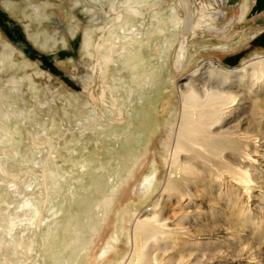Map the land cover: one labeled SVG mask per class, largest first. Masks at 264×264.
Instances as JSON below:
<instances>
[{"label": "bare ground", "instance_id": "1", "mask_svg": "<svg viewBox=\"0 0 264 264\" xmlns=\"http://www.w3.org/2000/svg\"><path fill=\"white\" fill-rule=\"evenodd\" d=\"M194 4H197L196 8H193ZM232 4L235 5L236 1L84 0V10L91 14V23L79 38L75 37L72 41V53L71 50L68 51L74 59L78 58L81 51L92 63L90 72L86 73L84 79L85 85H89L87 93L93 114L91 119L77 123L79 136L90 138L94 145L99 139L108 140L112 143V155H119V143H122L125 167H129L131 162L129 149L133 147V142L141 145L148 142L149 138L150 142L154 141V158L147 167L148 175L134 184L131 183L133 178L129 174L123 176L113 171L115 177L123 178L122 182L128 184L125 190L122 189L123 185H117L114 176H111L108 178L107 187L95 189L97 194L93 196L94 200L86 199L83 208L80 206L79 209H59L61 216H55L52 221L58 223L53 232L51 222H45V241L51 243V240L54 241L51 237L55 235L58 245L52 247L53 250L49 247L48 252L44 253V264H215L230 260L232 264H264V240H249L256 235L264 238L262 219L254 214L249 205L254 187L258 185L260 188L264 185V180L255 182L250 173L258 159L264 160V88L261 89L264 85V58L259 61V69H255V64L251 65L255 69L256 79L259 80V89L253 88L249 81L244 83L252 92L262 95L252 100L251 104L250 100L248 107L251 111L244 106L245 99L241 93L230 91L227 86L214 84L216 77L221 74L215 72L210 63L194 70L200 71L198 82L190 76L187 82L181 83L177 90L171 93L174 95V100L171 99V109L170 104L162 99L164 90L168 86L171 87L173 76L175 79V75L194 60L193 53L190 52V41L205 33L212 36L222 35L244 14L246 8L248 9L246 0L239 3L237 12L229 8ZM32 8L38 13L37 7ZM253 10L260 13L264 11V5L260 9L257 8L255 0ZM229 11L233 14L228 17ZM73 14L75 18L85 20L76 9ZM23 28L25 30L28 26L25 24ZM71 32L74 30L71 29ZM24 37L28 42L25 34ZM199 42L202 43V39ZM20 51L22 52L21 49ZM109 56L112 61L107 63ZM5 61L1 51L0 63ZM245 68L246 66L242 67L243 70ZM122 70H126L129 75L126 81L117 77ZM115 71L117 73H114ZM61 72L70 86L76 90L81 87L84 91V85L79 78L69 77L62 70ZM96 82L98 85L95 88ZM110 86H115L120 91H114ZM12 88L17 89L15 85H12ZM118 92H122L124 96L118 95ZM246 95L250 96V93ZM232 96L234 98L231 99ZM229 99L230 102L239 103L235 110L242 111V116H236L238 120L228 126L227 134L204 132L198 122H216L223 116L226 117L219 106ZM162 109V112L169 111L160 120L161 124L157 130L153 127L148 129L150 121H142L144 116L152 113V118L155 119L156 113L158 115ZM229 119L228 123H231L232 118L228 117L226 120ZM140 124H143V127ZM110 127L113 128L111 133ZM144 131L148 133L144 135ZM199 141L205 145H200ZM79 143L80 139L76 144ZM113 143L118 144L115 146ZM227 152L240 155L238 168L224 163L222 156ZM257 153L258 159H250L251 154ZM208 168L214 176L212 179L218 178L220 181L215 182L216 188L219 189L218 194L223 193V187L225 195L229 198L227 201L232 202V208L237 214L233 210L232 212L236 218L242 220L239 226L232 228L216 225L207 232L199 233L193 226H185L183 223L182 220L188 218V221L191 214L207 222L215 215L216 211L213 210L196 214L194 210H187L185 206L189 205V194L183 188L175 187L177 182L181 183L185 179L184 175L203 177V172ZM255 170L256 168H253V171ZM96 171H105L101 162L81 160L78 172L74 174L77 176L72 177L70 174L68 177L70 181L76 178L86 187L88 177L93 184L95 177H100L95 175L98 173ZM210 180L211 177L203 181L201 186L209 190L211 187L207 182ZM47 181L45 178V190L48 189ZM159 186V199L167 194L170 197L174 191L181 195L182 212L171 220V227L155 224L154 220L160 218H154L149 224L139 222L135 217V209L128 205L124 209L118 206V197L122 192L132 200L145 201L153 196ZM234 190L236 196L231 198ZM72 191L73 186L63 188L61 193L64 200L75 199ZM28 205H32L28 200L22 204L24 207ZM45 206L46 203L43 204L42 210ZM43 219L48 217H39L38 229ZM248 219L249 222H246ZM14 227L15 223L11 219L6 235L11 237ZM247 227L250 233L244 236L247 231L244 228ZM59 229L62 231L60 234L57 233ZM191 230H195L194 237H191ZM159 232L165 236H157L156 233ZM12 239L15 244L13 247H22L21 241ZM240 239H244V243ZM198 243L203 248L214 249L215 252L200 253L196 250ZM229 243H232V247H228ZM27 250L31 251L32 248L28 246Z\"/></svg>", "mask_w": 264, "mask_h": 264}, {"label": "rangeland", "instance_id": "2", "mask_svg": "<svg viewBox=\"0 0 264 264\" xmlns=\"http://www.w3.org/2000/svg\"><path fill=\"white\" fill-rule=\"evenodd\" d=\"M235 1L236 4H232L229 8L237 12L238 5L243 0ZM246 2L248 9L246 8L244 14L235 20L225 33L220 36L205 33L190 41L192 45L190 52L193 53L194 60L182 72L177 73L175 79L173 76L171 87L168 86L162 93L163 101L170 104L169 109L172 108L171 99L174 100V95L171 93L175 89L177 90L181 83L187 82L190 76H193V80L198 82L200 71L195 72L194 70L201 69L206 63H210L214 71L221 74L216 77L214 84L227 86L230 91L241 93L245 99L244 106L249 111H251L248 107L250 100L251 104L252 100L262 96L252 92L244 83L249 81L253 88L259 89L260 87L255 69L260 68L259 61L264 58V11L255 13L251 8L254 0H246ZM196 5L194 4L193 8H196ZM1 6L4 8L3 10H7L12 19L22 26L28 42L35 49L52 55L54 64L59 69L69 77L79 78L78 80L84 85V91L81 90V87L76 90L60 77L41 67L40 61L26 57L0 30V52L2 51L6 60L0 63V264H44L46 262L43 258L44 253L48 252L49 247L53 250L52 247L58 245L55 235L51 237L54 239V241H50L51 243L48 244L47 240L45 241L44 233L47 229L44 226L45 222H51L50 227L53 232L54 226H57L58 223L52 221L55 216H61L59 209L64 207L79 209L80 206L84 207L86 199L93 201V196L97 194L95 189L107 187L108 178L115 175L113 171L123 176L125 174L132 176V184L146 177L149 173V169L146 172L147 167L154 158V141L150 138L152 140L150 142L148 138V142H143L141 145L133 142V147L129 149L131 162L129 167H125L122 143H119V155H112V143L110 144L108 140L99 139L98 143L94 145L90 138L79 136L77 123L91 119L93 114L92 104L87 93L89 85H85L86 80L84 79L87 76L86 73L90 72L92 63L81 51H79L77 59L72 56L60 59L57 53L70 50L72 53V41L75 40V37L79 38L84 29L89 27L91 14L85 12L84 0H2ZM34 6L39 9L38 13L32 10ZM75 9L85 17L84 21L75 18L73 14ZM232 11L228 12V17L233 14ZM25 24L28 28L24 30ZM71 29L74 32H71ZM260 37H262L261 41L258 40ZM45 39L49 40L44 41ZM200 39H202V43L199 42ZM111 61L112 57L109 56L107 63ZM149 62L153 63V61ZM253 64H255V69L251 66ZM243 66H246L244 70ZM125 71L122 70V75L120 73V76L117 77L126 81V77L129 79V75ZM117 82L119 84V81ZM12 85H15L17 89L12 88ZM97 85L98 82H96L95 88ZM110 88L120 91L115 86H110ZM263 88L264 85L261 89ZM246 93H250V96ZM118 95L124 96L122 92H118ZM232 98L234 97L232 96ZM231 99L224 101L219 106L226 117L223 116L216 122L211 120L198 122L204 132L219 134L229 132L228 126L238 120L236 116L238 114L242 116V111L235 110L239 103L230 102ZM163 110L159 111L158 115L156 113L158 119H153L152 113L144 116L142 121H150L147 125L148 129L153 127L154 130H157L156 128L161 124L160 120L169 111L162 112ZM86 116L87 118H85ZM228 117L232 118L231 123H228L230 119L226 120ZM140 125L143 127V124ZM112 129L109 128L110 133L113 131ZM147 131H144V135L148 133ZM79 139L80 143L77 145L76 142ZM201 142L199 141L200 145H205ZM113 144L116 146L118 143ZM250 147L249 144L248 148ZM258 154H251L250 159L257 158ZM239 157L238 153L227 152L222 156V160L225 164L238 168ZM81 160L98 161L105 167V171H96L98 173L95 175L100 177H95L94 184L89 177L90 180L87 178L86 187L81 185L76 178L70 181L68 177L70 174L72 177L77 176L74 174L78 172ZM253 168L256 170L253 171ZM253 168L250 173L256 180L255 182L264 180V160L258 159ZM185 172L187 173V171ZM184 176L185 179L181 183L177 182L175 187L183 188L190 196L189 205H186L185 208L189 211H196L194 214L207 210L216 211L215 215L209 218V222L203 218L197 219L191 214L188 221V218L182 220L185 226H193L199 233L207 232L216 225L232 228L239 226L242 220L236 218L232 212L233 210L237 214L232 208V202L227 201L229 198L225 195L223 187L221 188L223 193L218 194L219 189L216 188L215 182L220 183V181L218 178L212 179L214 176L210 173V168L203 172V177ZM209 177L211 180L207 184L211 188L206 190L201 186V183ZM45 178L48 179L47 190L43 187ZM113 178L117 185H123L122 189H126L128 184L125 181L122 182L123 178L115 176ZM72 186L75 199L64 200L61 191L63 188ZM257 186L251 193L249 205H251L254 214L261 217V224L264 227V185H261L260 188ZM159 189L160 186L153 196L145 201L132 200L129 195L122 192L118 197V206L124 209L128 205L135 209V217L139 222L149 224L154 218H160L154 220V223L170 226L171 220L182 212L181 195L178 191H174L170 197L167 194L159 199ZM234 196H236L235 190L231 198ZM26 200L32 205L22 206ZM45 203L47 206L42 210ZM35 208H38L39 213ZM40 214L45 215V218L48 217V219H43L40 229H38L37 223ZM11 219L15 223V227L12 231L13 235L10 237L6 235V232ZM246 222H249V219ZM244 230H247L244 236L250 233L249 227ZM61 232L59 229L57 233ZM190 232L191 237H194L195 230ZM156 235L165 236L161 232ZM262 236L264 237V233ZM10 238L16 242L21 241L22 247H13L15 244ZM249 240L259 242L264 238L256 235ZM240 241L244 243V239H240ZM223 245L227 246V244ZM28 246L32 248L31 251L27 250ZM228 247H232V243H229ZM211 249L203 248L198 243L196 250L200 253L203 251L215 252L214 249ZM231 262L232 260L215 264H232Z\"/></svg>", "mask_w": 264, "mask_h": 264}, {"label": "water", "instance_id": "3", "mask_svg": "<svg viewBox=\"0 0 264 264\" xmlns=\"http://www.w3.org/2000/svg\"><path fill=\"white\" fill-rule=\"evenodd\" d=\"M256 4L257 8L260 9L264 5V0H256ZM0 30L14 45L18 46L29 59H37L38 61H40L41 67L49 70V72L60 77L62 80L68 83L67 79L65 77H62L61 70L54 64L52 56L40 53L31 44H29L24 37L21 26L17 24L15 20L11 19L8 14L3 9H1V7ZM57 55L60 59H62L66 56H70L71 53L68 51H60L57 53Z\"/></svg>", "mask_w": 264, "mask_h": 264}, {"label": "flooded vegetation", "instance_id": "4", "mask_svg": "<svg viewBox=\"0 0 264 264\" xmlns=\"http://www.w3.org/2000/svg\"><path fill=\"white\" fill-rule=\"evenodd\" d=\"M11 1H13V0H11ZM15 1V0H14ZM1 2H2V0H0V7H1V9H4L2 6H1ZM253 7H255V0H254V3L252 4V7L251 8H253ZM7 14H8V16L10 17V14L7 12V10H4ZM256 12H258V11H255V13ZM11 18V17H10ZM12 19V18H11ZM13 20H15V19H13ZM16 21V20H15ZM17 22V21H16ZM259 36V35H258ZM257 36V37H258ZM264 36V35H263ZM259 41H261V39L259 40Z\"/></svg>", "mask_w": 264, "mask_h": 264}]
</instances>
